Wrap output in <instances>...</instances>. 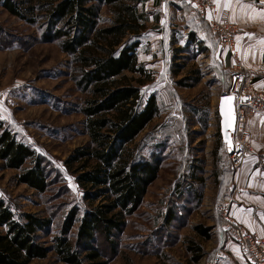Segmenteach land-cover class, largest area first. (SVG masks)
<instances>
[{
    "label": "rangeland",
    "instance_id": "374dc122",
    "mask_svg": "<svg viewBox=\"0 0 264 264\" xmlns=\"http://www.w3.org/2000/svg\"><path fill=\"white\" fill-rule=\"evenodd\" d=\"M158 7L154 14L159 20L154 18L147 24L138 58L151 72L150 81L143 86L144 94L156 93L162 114L133 145L146 159L161 157L162 167L143 206L129 218L111 264H204L216 256L220 257L218 264H251L239 262L226 252L230 237L221 230L223 216L215 209L219 195L215 173L227 162L224 155H215L221 121L218 108L227 87L224 77L230 70L216 39L188 0H163ZM145 8L154 9L151 3ZM102 16V26L109 25V10L104 8ZM190 32L197 42L184 50ZM40 34L38 27L27 25L0 7V119L19 140L63 171V163L71 153L90 141L85 117L77 111L86 96L73 80L70 56L57 43L40 41ZM196 71L201 77L197 86L179 85L184 77H196ZM205 112L207 128L198 124ZM196 159L204 162L205 185L194 184L186 189L189 182L185 180ZM18 175L19 171L4 169L0 161V196L17 214L52 216L55 222L51 239L65 212L81 198L74 177L68 174L66 178L68 195L63 194L60 184L40 194L20 184ZM179 185H183L184 195H177ZM198 194L202 195L199 206L195 199ZM174 204L178 214L165 228V216ZM196 225L211 228L212 239L201 238L194 230ZM192 242L202 245L206 253L200 263H194L188 253ZM32 264L65 263L52 253Z\"/></svg>",
    "mask_w": 264,
    "mask_h": 264
},
{
    "label": "trees",
    "instance_id": "16d2710c",
    "mask_svg": "<svg viewBox=\"0 0 264 264\" xmlns=\"http://www.w3.org/2000/svg\"><path fill=\"white\" fill-rule=\"evenodd\" d=\"M147 2L0 0L4 11L39 28L40 41L57 43L72 59L73 80L78 91L86 96L77 111L85 117L84 128L90 138L86 146L75 149L64 161L62 171L19 140L0 119V161L4 169L19 171L20 184L40 194L60 184L63 194L69 195L66 179L69 174L81 193L79 202L65 212L58 232L51 239L55 222L52 216L17 214L0 196V264H32L52 253L65 264H111L118 254L119 239L128 220L143 206L148 189L159 178L163 161L157 156L144 158L133 145L162 114L156 93L144 94L143 86L150 81L151 72L138 58L150 17L159 20L155 12L146 11ZM156 3L159 5L161 0ZM104 8L112 16L106 26H102ZM196 42V35L188 33L184 50ZM127 73L135 77H128ZM195 74L198 75L184 77L179 85L197 86L201 77L199 71ZM224 78L227 87L223 94H226L231 86V73ZM207 120L205 112L198 124L207 128ZM218 137L215 155L220 158L224 155L227 162L215 176L219 193L224 195L234 169L220 127ZM196 160L185 180L189 182L186 189L194 184L205 185L204 162ZM182 186H178L177 195H184ZM195 199L199 206L202 195H196ZM177 208L174 204L168 209L165 228L175 221ZM194 230L204 240L212 239L211 228L196 225ZM188 253L194 263L206 257L202 245L194 242L188 245Z\"/></svg>",
    "mask_w": 264,
    "mask_h": 264
},
{
    "label": "crops",
    "instance_id": "0c3cea01",
    "mask_svg": "<svg viewBox=\"0 0 264 264\" xmlns=\"http://www.w3.org/2000/svg\"><path fill=\"white\" fill-rule=\"evenodd\" d=\"M214 1L222 17L231 19L239 25L237 43L244 66L253 82L264 88V2L261 0ZM156 2L157 0H149L146 4L151 3L154 9L148 11L145 8L146 11L156 13L159 9ZM150 18L151 21L154 20L153 16ZM214 38L219 49L218 40ZM222 58L231 73L229 55L223 52ZM247 131L255 152L246 159L241 169L234 171L227 191L224 195L219 193L217 196L218 204L216 203L215 209L220 213L227 209L237 223L264 237V120L257 116L250 117ZM226 252H230L235 260L239 262L245 260L248 263L231 238Z\"/></svg>",
    "mask_w": 264,
    "mask_h": 264
},
{
    "label": "built area",
    "instance_id": "2783aa9c",
    "mask_svg": "<svg viewBox=\"0 0 264 264\" xmlns=\"http://www.w3.org/2000/svg\"><path fill=\"white\" fill-rule=\"evenodd\" d=\"M188 1L198 17L206 21L211 34L218 40L219 48L226 52L231 60V86L226 95L234 98L236 125L230 132L233 149L229 153V160L231 166L238 170L255 152L247 124L252 116L264 120V88L253 82L244 66L237 43L239 25L222 17L214 0ZM222 216V231L231 238L241 255L251 264H264V237L237 223L227 209L222 212ZM219 260L220 257L216 256L204 264H218Z\"/></svg>",
    "mask_w": 264,
    "mask_h": 264
},
{
    "label": "water",
    "instance_id": "95a60500",
    "mask_svg": "<svg viewBox=\"0 0 264 264\" xmlns=\"http://www.w3.org/2000/svg\"><path fill=\"white\" fill-rule=\"evenodd\" d=\"M230 98V99H229ZM223 106V113L221 111ZM219 115L221 117L220 128L224 140L227 142L228 152L231 153L233 143L231 138V131L236 125L234 98L229 95H222L219 102Z\"/></svg>",
    "mask_w": 264,
    "mask_h": 264
},
{
    "label": "snow or ice",
    "instance_id": "6c2138e0",
    "mask_svg": "<svg viewBox=\"0 0 264 264\" xmlns=\"http://www.w3.org/2000/svg\"><path fill=\"white\" fill-rule=\"evenodd\" d=\"M261 2H264V0H261ZM230 99V98H229ZM222 113H223V106H222V109H221Z\"/></svg>",
    "mask_w": 264,
    "mask_h": 264
}]
</instances>
